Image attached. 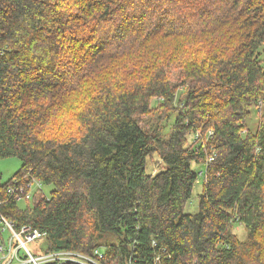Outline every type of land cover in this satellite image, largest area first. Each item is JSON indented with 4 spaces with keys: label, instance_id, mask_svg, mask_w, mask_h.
I'll return each instance as SVG.
<instances>
[{
    "label": "trees",
    "instance_id": "16d2710c",
    "mask_svg": "<svg viewBox=\"0 0 264 264\" xmlns=\"http://www.w3.org/2000/svg\"><path fill=\"white\" fill-rule=\"evenodd\" d=\"M12 157L0 213L44 252L264 264V0H0Z\"/></svg>",
    "mask_w": 264,
    "mask_h": 264
},
{
    "label": "built area",
    "instance_id": "2783aa9c",
    "mask_svg": "<svg viewBox=\"0 0 264 264\" xmlns=\"http://www.w3.org/2000/svg\"><path fill=\"white\" fill-rule=\"evenodd\" d=\"M34 184L39 186L40 184L36 181H32L31 184L27 186L28 190ZM8 194L12 195L16 200L20 197H28L29 191L24 193V188L21 186H9L7 190ZM0 225L3 230H8L11 234L9 239V247L5 256L0 259H7L5 264H41L47 262V264H99L94 257L83 255L74 251H56V252H46L42 253L37 257H32L25 248V244L29 242H34L36 240H41L44 238V234L31 227L24 226L16 232L13 229V225L1 215L0 213ZM12 244H15L12 246ZM23 249L25 251L26 257L19 255L18 251ZM94 256L98 259L103 258V254L96 250ZM23 259V260H22Z\"/></svg>",
    "mask_w": 264,
    "mask_h": 264
},
{
    "label": "rangeland",
    "instance_id": "374dc122",
    "mask_svg": "<svg viewBox=\"0 0 264 264\" xmlns=\"http://www.w3.org/2000/svg\"><path fill=\"white\" fill-rule=\"evenodd\" d=\"M253 120H254V127H255L256 116H253ZM150 165L153 166L152 164ZM19 167H21V162L17 158H13V157L12 158H0V181L1 183H5L9 179H11L14 176V174L19 170ZM194 167L195 166H192L193 169ZM146 171L148 173H151L150 172L151 167L149 166V164L147 165ZM201 185H202V177H200L197 183L194 185L191 199L190 201H188L190 202V204L188 203L189 205H187L186 211H189L190 213H194L197 211V202H198L197 196L201 192ZM52 189H53L52 186H47L43 184L37 186L36 184L33 183V185L30 187L29 192H28L29 197H30L29 199L30 201L28 205L31 206V203H32L31 199L35 194L40 193L43 196L47 197L49 196V193L52 191ZM25 200L26 198L18 202L19 208H22V209L26 208L27 205L25 203ZM237 232H238V236L240 240L243 239L244 233H242L241 229ZM8 237H9L8 233L7 234L3 233L2 236L0 237V243H1V240L2 242L6 243L8 240ZM27 249L29 250L30 253L37 254V256L42 254L45 251L43 239L31 242L30 244L27 245ZM99 249L103 251L101 247Z\"/></svg>",
    "mask_w": 264,
    "mask_h": 264
},
{
    "label": "bare ground",
    "instance_id": "6f19581e",
    "mask_svg": "<svg viewBox=\"0 0 264 264\" xmlns=\"http://www.w3.org/2000/svg\"><path fill=\"white\" fill-rule=\"evenodd\" d=\"M26 197H20V199H18L17 201L19 202L20 200H22V199H25ZM26 199H29V196L26 198ZM0 231H1V233L3 234V233H8L9 234V237H8V240H7V242L5 243V244H3V245H0V259L3 257V256H5V254H6V252H7V249H8V247H9V239H10V237H11V234H10V232L8 231V230H3V228H2V226L0 225ZM42 234H44V233H42ZM44 237H45V234H44ZM42 239H44V238H42ZM31 242H29V243H26L25 244V248H26V250L28 251V253L32 256V257H37V254H32V253H30L29 252V250L27 249V245L28 244H30ZM15 244H12V246H14ZM96 250H98V251H100L102 254H103V251H101L99 248L98 249H95L94 251H93V253H92V257H94V259L99 263V264H101L100 263V260L101 259H103V258H101V259H98L97 258V256H94V252L96 251ZM18 253H19V255L20 256H22V257H26L27 258V256H26V254H25V251L23 250V249H21V250H19L18 251ZM43 253H46V252H43ZM77 253H79V252H77ZM80 254H82V253H80ZM84 255V254H83ZM39 256V255H38ZM103 257H104V255H103ZM5 260H7L6 258L5 259H2L1 260V262H0V264H5L4 262H5ZM23 260V259H22ZM41 264H47V262H45V263H41Z\"/></svg>",
    "mask_w": 264,
    "mask_h": 264
}]
</instances>
